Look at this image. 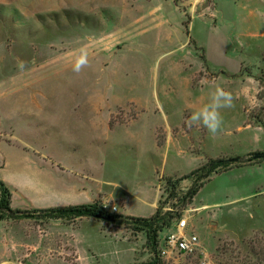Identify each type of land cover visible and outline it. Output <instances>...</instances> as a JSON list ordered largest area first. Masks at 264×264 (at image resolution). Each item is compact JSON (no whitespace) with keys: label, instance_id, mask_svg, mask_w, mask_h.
<instances>
[{"label":"rangeland","instance_id":"obj_1","mask_svg":"<svg viewBox=\"0 0 264 264\" xmlns=\"http://www.w3.org/2000/svg\"><path fill=\"white\" fill-rule=\"evenodd\" d=\"M216 87L235 106L213 138L186 120ZM262 121L264 0H0L12 207L97 203L123 222L1 220L0 264H264ZM211 159L229 166L192 173ZM157 210L153 253L140 225ZM181 220L188 252L167 246Z\"/></svg>","mask_w":264,"mask_h":264},{"label":"trees","instance_id":"obj_2","mask_svg":"<svg viewBox=\"0 0 264 264\" xmlns=\"http://www.w3.org/2000/svg\"><path fill=\"white\" fill-rule=\"evenodd\" d=\"M261 123H263L264 125V121H262ZM228 166V161L211 159L204 166L200 167L192 173L205 171L207 175H210L213 172H216L219 168ZM198 191L199 187L196 184H193V186L189 189L187 193L189 200L193 199V197L198 193ZM172 195H174V193L170 194V196ZM82 217L109 218L111 223H114L117 226H121L123 224L121 220L114 219L110 215L104 217L102 208H100L97 203L73 206H59L34 210L33 212L14 209L12 207V193L9 188L4 184V182L0 180V221L5 219L18 221L25 218H33L37 220L61 219L69 221ZM142 222L144 224L140 225V229L145 230L147 232L148 243L152 249V252L156 253L158 245V230L162 229L163 227L159 226V224L161 223L159 210H157L151 218L142 219Z\"/></svg>","mask_w":264,"mask_h":264},{"label":"clouds","instance_id":"obj_3","mask_svg":"<svg viewBox=\"0 0 264 264\" xmlns=\"http://www.w3.org/2000/svg\"><path fill=\"white\" fill-rule=\"evenodd\" d=\"M88 64L87 54L84 53L78 57L74 71L80 72L83 67ZM19 70L23 71L26 67L25 62L20 61L17 64ZM234 105V97L232 93L222 87H216L210 92L209 103L203 108L193 111L186 120V124L189 128L205 127L210 136L213 138L222 131L223 116L221 115L222 109H231Z\"/></svg>","mask_w":264,"mask_h":264},{"label":"built area","instance_id":"obj_4","mask_svg":"<svg viewBox=\"0 0 264 264\" xmlns=\"http://www.w3.org/2000/svg\"><path fill=\"white\" fill-rule=\"evenodd\" d=\"M187 226L186 220H181L176 225V232L170 233L167 236V246L170 249H176L180 252H188L192 250L197 242V237L192 235L189 238H186L183 234Z\"/></svg>","mask_w":264,"mask_h":264},{"label":"water","instance_id":"obj_5","mask_svg":"<svg viewBox=\"0 0 264 264\" xmlns=\"http://www.w3.org/2000/svg\"><path fill=\"white\" fill-rule=\"evenodd\" d=\"M253 159H264V153H257L253 156ZM106 220H110L109 218H105Z\"/></svg>","mask_w":264,"mask_h":264},{"label":"crops","instance_id":"obj_6","mask_svg":"<svg viewBox=\"0 0 264 264\" xmlns=\"http://www.w3.org/2000/svg\"><path fill=\"white\" fill-rule=\"evenodd\" d=\"M155 209H156V206L154 207V209H153V211H152L153 213H154Z\"/></svg>","mask_w":264,"mask_h":264}]
</instances>
